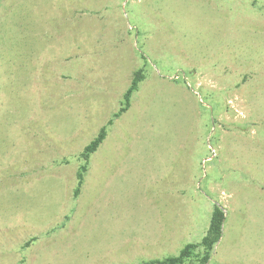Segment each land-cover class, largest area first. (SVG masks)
I'll list each match as a JSON object with an SVG mask.
<instances>
[{"label": "rangeland", "instance_id": "374dc122", "mask_svg": "<svg viewBox=\"0 0 264 264\" xmlns=\"http://www.w3.org/2000/svg\"><path fill=\"white\" fill-rule=\"evenodd\" d=\"M186 250L264 264V0H0V264Z\"/></svg>", "mask_w": 264, "mask_h": 264}, {"label": "trees", "instance_id": "16d2710c", "mask_svg": "<svg viewBox=\"0 0 264 264\" xmlns=\"http://www.w3.org/2000/svg\"><path fill=\"white\" fill-rule=\"evenodd\" d=\"M141 80V75L139 74V72H136V74L134 75L130 86L128 87L127 91L124 94V104L123 106L118 110V112L116 114H114V117H118L122 112H124L125 110H127V108L129 107V98L131 96V93L137 88V83ZM112 119H110L108 121V124L112 123ZM106 136V128L102 127L97 136L89 142V144H87L84 149L83 152L81 153L82 157L87 161L89 155L94 152L99 144L103 141V139ZM85 171V166L82 167V171ZM82 171H80L78 173V183H81L82 180ZM224 219V214L222 212V210L218 207V206H214L213 211L211 213L210 216V221H209V225L207 227V230L205 232V234L203 235L202 239H201V244L206 248L207 252H206V256H204L202 258V260L204 262H206V260L209 257L210 251L213 247V245L216 243V241L219 239L220 234H221V226H222V222ZM190 247V245H188ZM186 251H183L180 253L179 256L177 257H168L165 260L162 261H156L158 263L161 264H175L176 262L182 260V258L186 255ZM146 264H150V263H146Z\"/></svg>", "mask_w": 264, "mask_h": 264}]
</instances>
